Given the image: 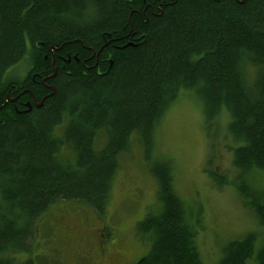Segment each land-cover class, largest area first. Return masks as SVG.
I'll return each mask as SVG.
<instances>
[{
  "label": "trees",
  "instance_id": "1",
  "mask_svg": "<svg viewBox=\"0 0 264 264\" xmlns=\"http://www.w3.org/2000/svg\"><path fill=\"white\" fill-rule=\"evenodd\" d=\"M24 61L26 76L7 77ZM185 92L206 125L229 116L234 182L212 180L264 229V190L251 183L264 173V0H0V264H35L57 204L102 214L132 137L148 156ZM150 170L159 207L137 224L149 250L136 264H202L200 212L176 195L170 161ZM259 237L230 241L218 264H264Z\"/></svg>",
  "mask_w": 264,
  "mask_h": 264
},
{
  "label": "rangeland",
  "instance_id": "2",
  "mask_svg": "<svg viewBox=\"0 0 264 264\" xmlns=\"http://www.w3.org/2000/svg\"><path fill=\"white\" fill-rule=\"evenodd\" d=\"M27 71L28 64L24 61L11 68L7 77L19 80ZM246 72L248 79H252L254 70L248 68ZM228 122L229 116L221 112L215 119L216 127L206 125L199 99L190 92L181 94L155 128L149 155L138 144L136 136L132 137L128 152L120 155L104 212L97 214L76 203L57 204L40 227V235L33 245L32 261L35 264H59L58 257L63 256L66 263L80 264L75 254L84 250L85 245L70 241V238H67L69 242L65 238L64 241L55 238L57 218L65 215L76 217L83 226L102 225L105 231L109 228L118 230L120 244L128 248V264L144 257L149 245L137 234V224L159 207L157 183L150 169L157 160L166 159L171 163L176 195L191 212H200L202 227L196 243L202 264H218L223 248L245 233L255 230L259 233V242L264 241V229L257 228L234 187L231 184L219 186L212 180L213 177L220 180L219 176H223L225 182H234L230 149L235 143L227 135ZM99 142L101 144L102 140ZM251 183L264 190V173L257 174ZM70 224L76 226L77 223Z\"/></svg>",
  "mask_w": 264,
  "mask_h": 264
},
{
  "label": "flooded vegetation",
  "instance_id": "3",
  "mask_svg": "<svg viewBox=\"0 0 264 264\" xmlns=\"http://www.w3.org/2000/svg\"><path fill=\"white\" fill-rule=\"evenodd\" d=\"M45 222L46 217L42 221V225ZM70 222L77 224L73 226ZM56 227L54 232L56 240L61 241L64 238V240L70 238V241L85 245V248L82 245L84 250L77 251L75 254L80 264H128L130 261L126 255L128 248L120 244V232L116 229L109 228L105 231L102 225L92 226L88 224L83 226L76 217L68 215L57 218ZM76 228L78 229L76 230ZM67 242H69L68 239ZM58 260L59 264H70L66 263L67 259H64L63 256L58 257Z\"/></svg>",
  "mask_w": 264,
  "mask_h": 264
},
{
  "label": "water",
  "instance_id": "4",
  "mask_svg": "<svg viewBox=\"0 0 264 264\" xmlns=\"http://www.w3.org/2000/svg\"><path fill=\"white\" fill-rule=\"evenodd\" d=\"M41 83H43V80L41 81ZM52 91H53V90H52ZM8 99H9V98H8V96H7V97L5 98V101L8 100Z\"/></svg>",
  "mask_w": 264,
  "mask_h": 264
}]
</instances>
